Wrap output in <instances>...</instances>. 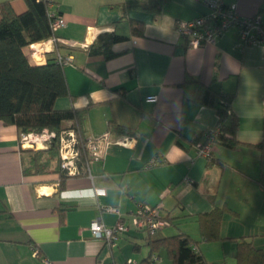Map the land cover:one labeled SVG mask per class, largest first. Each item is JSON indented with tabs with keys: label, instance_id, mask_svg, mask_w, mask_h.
Masks as SVG:
<instances>
[{
	"label": "crops",
	"instance_id": "1",
	"mask_svg": "<svg viewBox=\"0 0 264 264\" xmlns=\"http://www.w3.org/2000/svg\"><path fill=\"white\" fill-rule=\"evenodd\" d=\"M226 1L241 16L259 12L264 20V0ZM51 2L64 19L56 31L62 41L37 42L43 44L38 63L71 57L64 73L72 97L58 98L55 107L84 111L82 135L109 132L110 140L89 171L69 176L60 188L59 173H24L29 157L20 151L19 133L0 122V264H122L142 245L144 258L147 234L131 226L108 246L89 228L94 219L108 227L131 222L144 205L159 207L172 222L153 239L185 233L210 263L236 264L240 238L264 250V163L254 146H264L262 44L242 46L231 29L189 46L177 25L207 14L202 0H166L157 11L127 9L124 0ZM1 3L17 14L26 9L25 0ZM129 17L143 21L142 36L112 44L109 58L88 54L102 33L129 35ZM206 87L233 93L241 143L228 149L213 142V160L197 155L193 142L217 125L214 108L200 103ZM110 119L127 132L110 130ZM151 159L156 164L149 166ZM215 207L225 210L222 239L204 241L197 216ZM142 258L135 261L144 264ZM167 262L160 250L154 264Z\"/></svg>",
	"mask_w": 264,
	"mask_h": 264
},
{
	"label": "trees",
	"instance_id": "2",
	"mask_svg": "<svg viewBox=\"0 0 264 264\" xmlns=\"http://www.w3.org/2000/svg\"><path fill=\"white\" fill-rule=\"evenodd\" d=\"M50 1L25 0L26 9L19 14L15 13L8 3L0 4V122L14 126L19 136L21 133H39L44 129L55 132L56 136L50 140L47 148H22L20 151L29 157L28 162L24 164V173H59V183L62 188L65 180L71 175L60 167L59 135L69 129H74L78 134L80 152L78 174L86 171L84 168L90 162V158L85 150V141L88 136L84 137L80 129L84 111L77 108L59 109L55 107L58 98L72 97L64 66L56 60V56L46 59L44 63L35 62L28 51L30 44L56 36V32L51 27L52 18L49 16ZM165 1L124 0L121 5L127 9L157 11ZM55 11L60 14L57 9ZM127 21L129 35L117 32L102 33L88 47V54H102L109 58L114 54L111 50L112 44L126 40L129 36L144 34L142 20L129 17ZM232 100L233 93L215 91L210 87L205 88L203 98L200 100V103L213 107L217 115L218 133L213 142L228 149H235L241 145L236 139L238 120L231 108ZM108 127L113 131L127 132L113 119L108 121ZM200 138L197 136L193 141L194 144L200 141ZM254 146L261 150V160L264 163L263 144L259 143ZM207 158L213 160L211 151ZM219 163L223 166L225 164L223 161ZM224 212L223 208L215 207L197 216L204 241L222 239L219 225ZM161 217L169 222L168 226L172 224L171 219L162 215ZM153 234L147 233L149 251L139 263L154 264L160 250H163L168 260L166 264H213L199 252L198 241L189 235L177 233L153 239ZM235 241L236 264H264L263 249L255 247L251 241L244 238Z\"/></svg>",
	"mask_w": 264,
	"mask_h": 264
},
{
	"label": "built area",
	"instance_id": "3",
	"mask_svg": "<svg viewBox=\"0 0 264 264\" xmlns=\"http://www.w3.org/2000/svg\"><path fill=\"white\" fill-rule=\"evenodd\" d=\"M209 8V12L205 15L197 16L193 19L178 23L177 29L179 34L184 37L187 44L191 47H198L206 43L213 42L215 38L233 29L237 39L242 46L252 43H260L263 46L264 54V20L258 12L252 16H241L237 11V5L234 1L226 0H202ZM49 16L52 18L51 27L53 31H57L64 25V19L61 14L53 10V4H48ZM50 43L60 42L61 38L53 36L48 39ZM43 44H30L31 56L34 61L39 62L41 57H37V53ZM56 60L63 66L71 62L70 56L56 55ZM218 133V127L210 131L206 135L205 141H198L195 144L197 155L206 156L211 150V145ZM56 136L55 132L44 129L42 132L21 133L19 136V144L22 148L43 149L47 148L50 140ZM110 140L109 132L99 135H90L85 141V150L89 155V161L97 160L102 157L103 146ZM118 142L125 144L124 141ZM79 137L74 129L63 131L59 135V157L60 167L67 174L73 176L79 173ZM156 164L154 159L149 161V166ZM84 168L89 171L88 163ZM101 193V190H97ZM111 210L114 208L106 207ZM169 225V222L161 217L159 207L157 206H138L134 211L131 222L118 220L112 226H106L99 219H94L90 223V231L96 239L102 240L106 245L111 246L119 238L121 234L127 233L130 227L135 229H145L153 234L163 227ZM44 264H49L45 262ZM124 264H136V261L129 258Z\"/></svg>",
	"mask_w": 264,
	"mask_h": 264
},
{
	"label": "rangeland",
	"instance_id": "4",
	"mask_svg": "<svg viewBox=\"0 0 264 264\" xmlns=\"http://www.w3.org/2000/svg\"><path fill=\"white\" fill-rule=\"evenodd\" d=\"M159 231V230H158ZM157 231V232H158ZM148 233V231L147 230H142L141 231V234H147ZM153 237H156L157 236V234H153L152 235ZM141 241V240H140ZM142 249H141V251L140 252H131L130 254L132 255V258L134 259V260H136V259H141L142 258V256L144 255V253H145V250H146V246H144V245H142V247H141ZM164 256V255H163ZM162 256V259H164V257ZM160 263V262H159Z\"/></svg>",
	"mask_w": 264,
	"mask_h": 264
}]
</instances>
